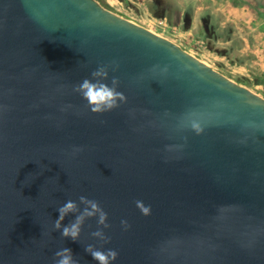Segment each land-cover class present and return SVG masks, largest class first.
<instances>
[{"label": "water", "instance_id": "1", "mask_svg": "<svg viewBox=\"0 0 264 264\" xmlns=\"http://www.w3.org/2000/svg\"><path fill=\"white\" fill-rule=\"evenodd\" d=\"M100 65L127 102L94 113L73 89ZM80 196L110 227L72 240L54 222ZM88 245L112 264H264V96L98 0H0V264H98Z\"/></svg>", "mask_w": 264, "mask_h": 264}, {"label": "rangeland", "instance_id": "2", "mask_svg": "<svg viewBox=\"0 0 264 264\" xmlns=\"http://www.w3.org/2000/svg\"><path fill=\"white\" fill-rule=\"evenodd\" d=\"M163 1L171 7L151 8L150 0L105 3L264 96V86L254 83L264 73V0Z\"/></svg>", "mask_w": 264, "mask_h": 264}, {"label": "clouds", "instance_id": "3", "mask_svg": "<svg viewBox=\"0 0 264 264\" xmlns=\"http://www.w3.org/2000/svg\"><path fill=\"white\" fill-rule=\"evenodd\" d=\"M114 70L115 68H113V71ZM160 71L166 73L168 71V67L164 66L160 69ZM108 76L109 65H100L91 73V79L85 78L74 86L73 91L82 96V98L87 102V106L94 113L109 112L118 108L120 104L127 102L126 95L123 92L118 91L119 79L117 77H112L111 84H108L104 82L108 79ZM69 107L71 106L69 105ZM191 127L197 132L202 131L199 123L194 119L191 121ZM82 150L83 149L80 146L73 147L74 153ZM79 203L85 205L82 211L79 208V204L73 200H68L58 208L59 218L55 220L54 228L56 230H60L62 228L61 235L63 237H70L72 240H78L86 218L93 216H98L97 223L99 225H103L104 228L110 227L107 223L108 214L103 210L98 201L88 199L85 196H80ZM135 203L142 214H151V205H146L142 200H137ZM70 213L78 214L75 215L73 221H70L67 225H62L61 222ZM121 224L125 229L130 226L127 220H121ZM92 235L105 242L109 240V237L105 235L103 229L101 228L94 231ZM86 251L91 254L93 259L96 260L98 264H112V261H114L119 255L115 249L100 250L96 249L93 245H88L86 247ZM54 255L56 257L54 264H79V261L74 258V255L69 248L60 249Z\"/></svg>", "mask_w": 264, "mask_h": 264}, {"label": "flooded vegetation", "instance_id": "4", "mask_svg": "<svg viewBox=\"0 0 264 264\" xmlns=\"http://www.w3.org/2000/svg\"><path fill=\"white\" fill-rule=\"evenodd\" d=\"M98 1L105 6L106 5L109 6L107 3H105V0H98ZM150 1H152V3L149 4L151 8H153L152 6H156L157 8H165V6H168L165 4L163 0H150ZM168 7H171V6L169 5Z\"/></svg>", "mask_w": 264, "mask_h": 264}, {"label": "trees", "instance_id": "5", "mask_svg": "<svg viewBox=\"0 0 264 264\" xmlns=\"http://www.w3.org/2000/svg\"><path fill=\"white\" fill-rule=\"evenodd\" d=\"M107 6V5H106ZM109 7V6H108ZM247 80V78H244ZM255 84H260V85H263L264 86V73H262L261 75L259 76H256L255 78V81H254Z\"/></svg>", "mask_w": 264, "mask_h": 264}, {"label": "built area", "instance_id": "6", "mask_svg": "<svg viewBox=\"0 0 264 264\" xmlns=\"http://www.w3.org/2000/svg\"><path fill=\"white\" fill-rule=\"evenodd\" d=\"M163 24H165V25L168 26V24H167L166 22H164ZM169 27H170V26H169ZM170 28L173 29V30H176V29H177V26H176V25H175V26H171Z\"/></svg>", "mask_w": 264, "mask_h": 264}, {"label": "crops", "instance_id": "7", "mask_svg": "<svg viewBox=\"0 0 264 264\" xmlns=\"http://www.w3.org/2000/svg\"><path fill=\"white\" fill-rule=\"evenodd\" d=\"M241 73H243V72H241ZM242 75H243V76H248L249 74L246 73V72H244Z\"/></svg>", "mask_w": 264, "mask_h": 264}]
</instances>
